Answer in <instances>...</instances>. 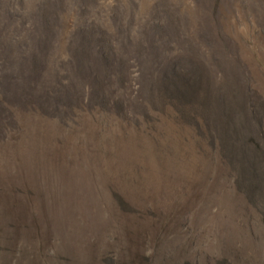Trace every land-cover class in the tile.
<instances>
[{"label":"rangeland","instance_id":"rangeland-1","mask_svg":"<svg viewBox=\"0 0 264 264\" xmlns=\"http://www.w3.org/2000/svg\"><path fill=\"white\" fill-rule=\"evenodd\" d=\"M0 264H264V0H0Z\"/></svg>","mask_w":264,"mask_h":264},{"label":"trees","instance_id":"trees-1","mask_svg":"<svg viewBox=\"0 0 264 264\" xmlns=\"http://www.w3.org/2000/svg\"><path fill=\"white\" fill-rule=\"evenodd\" d=\"M35 73H37V71L34 72L32 75H35ZM148 78H153V79H155V78H157V76H156V75L148 76L146 79H148ZM79 106H80V105H79ZM233 113H235V111H232V110H231L230 113H227V114H229V115H227V117H228L231 121H232L233 118H234V115H232ZM222 115L225 116L224 113H223ZM231 121H230V123H231ZM245 128H246V127H245ZM241 129H244V127H237V131H236V132H233L234 129L232 128V129H231V132H233V134L236 133L235 137L237 138V137L239 136V134H240V133L238 134V132H239V130H241ZM228 131H229V130L226 129V127H219L218 130H216L215 132H216L219 136H223L225 133H226L227 135L230 134ZM241 131H242V130H241ZM241 131H240V132H241ZM212 132H213V131H212ZM249 141L252 142V139L249 138ZM250 172H251V175H254V174H253V169H250Z\"/></svg>","mask_w":264,"mask_h":264}]
</instances>
